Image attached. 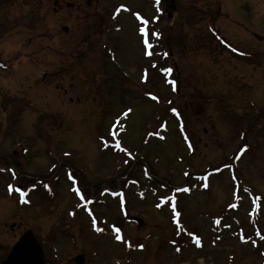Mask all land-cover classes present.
I'll list each match as a JSON object with an SVG mask.
<instances>
[{
    "label": "rangeland",
    "instance_id": "rangeland-1",
    "mask_svg": "<svg viewBox=\"0 0 264 264\" xmlns=\"http://www.w3.org/2000/svg\"><path fill=\"white\" fill-rule=\"evenodd\" d=\"M164 1L148 71L124 5L150 0H0V263L33 231L49 264H258L235 233L264 225V0Z\"/></svg>",
    "mask_w": 264,
    "mask_h": 264
},
{
    "label": "flooded vegetation",
    "instance_id": "flooded-vegetation-1",
    "mask_svg": "<svg viewBox=\"0 0 264 264\" xmlns=\"http://www.w3.org/2000/svg\"><path fill=\"white\" fill-rule=\"evenodd\" d=\"M163 4V3H162ZM123 4L120 3V5H118V3H116L113 7H112V10H115L117 9V7H121ZM125 7L129 8V4L128 5H124ZM128 14L130 15L131 18H133L134 21L136 22H139L141 25H140V30L143 28V29H146L148 34H150L152 36V39L149 41L153 47L150 49V51L153 52V55L151 57H149L148 55H146V50H145V46H141V51H142V55H143V59H141V61L146 64V63H149L151 64V66L155 65V66H158L160 63L163 62V59H164V47L168 50V47H167V43H168V40L166 37H164L163 35V27H162V19L160 17H156L152 23H147L145 24L144 21L147 20L145 18H143L142 16H144L145 14L143 12L140 11L139 13V10L136 9V10H131L130 12H128ZM140 14V15H139ZM134 15L138 16V18H134ZM128 16V15H127ZM112 20V19H111ZM148 21V20H147ZM139 30L140 32V35H139V38H141V41L140 43L144 41L145 37L143 36V34L141 33V31ZM153 33H159L160 36H159V39H157ZM98 36V33L97 31L94 32V37H97ZM148 36V35H147ZM143 38V40H142ZM147 38V37H146ZM140 40V39H139ZM166 43V44H165ZM103 50V53L106 55V56H109V53L111 54H115L112 50H108L106 48H102ZM112 60V58H110ZM112 64L113 61H111ZM154 67V66H153ZM21 175H19L18 177L20 178ZM17 177V178H18ZM23 177H26V183L24 182H21L20 179H17L16 177H14L12 180H13V184L14 186L17 187L18 189V192L19 193H22L21 195V199L24 200L25 197H29L31 194V192L34 193V191L37 190V186H40L37 182L35 183L34 181H40V182H43L45 183L46 180H42V179H33L31 176H27V175H23ZM33 181V182H32ZM123 190H122V193L125 192V193H128L129 192V188L132 187V180H128L126 179V177L124 176L123 178ZM16 182V183H15ZM135 185H137V183L135 182L134 183ZM135 193H137L138 197L141 199L142 198V190L140 191L138 188L136 190H134ZM31 199V197H29ZM78 198V197H77ZM94 198H90V200H92ZM18 202H22L21 200H19ZM78 202V207H79V200L77 201ZM27 204L30 203V200L28 199L26 201ZM125 203V201H124ZM20 205V204H19ZM83 209V208H82ZM124 214H128L127 213V210L124 209ZM252 219L254 220L255 219V216L252 217ZM126 223H131V221H133V219L131 218V216L129 217V219H124ZM223 225H221V228L222 229H225V227H222ZM110 227H114V225H110ZM116 227V226H115ZM119 227V226H118ZM97 229V227L95 228ZM94 229V230H95ZM98 230V229H97ZM211 230V229H210ZM245 231V232H244ZM25 231L21 232V234L19 235L18 239L24 234ZM213 234V232H212ZM236 236L238 237V240L241 241V244L242 245H246V244H249L251 243L252 245H254L255 249H256V252H255V255L257 256V258L259 259V262L258 264H264V225H242V230H237V232L235 233ZM244 235L247 237L246 239L244 238ZM176 239L178 240V242L180 243V246H189L188 244H184L183 242V239L181 237H184V236H175ZM185 238V237H184ZM199 238L201 239V237L199 236ZM17 239V240H18ZM209 239V238H208ZM221 240H227V238H219L217 237L216 238V241H221ZM211 241V240H210ZM260 243V245L258 246L257 243ZM180 249V247H178ZM140 250V249H139ZM48 254V253H47ZM49 256V255H48ZM48 256H47V264L48 263Z\"/></svg>",
    "mask_w": 264,
    "mask_h": 264
},
{
    "label": "water",
    "instance_id": "water-1",
    "mask_svg": "<svg viewBox=\"0 0 264 264\" xmlns=\"http://www.w3.org/2000/svg\"><path fill=\"white\" fill-rule=\"evenodd\" d=\"M141 223L140 220H138ZM47 251L32 231L25 232L0 264H46ZM75 263L82 264L83 258L77 257Z\"/></svg>",
    "mask_w": 264,
    "mask_h": 264
},
{
    "label": "snow or ice",
    "instance_id": "snow-or-ice-1",
    "mask_svg": "<svg viewBox=\"0 0 264 264\" xmlns=\"http://www.w3.org/2000/svg\"><path fill=\"white\" fill-rule=\"evenodd\" d=\"M144 23L147 24L148 21L145 20ZM140 31H141V33L143 34V36L145 37V39H144V41H143L144 46H145V50H146V53H145V54L148 55L149 57H151V56L153 55V52L150 51V49L153 47V45H152V44L149 42V40L146 38L147 35H148V32H147L146 29H143V28H142ZM153 35H154L157 39H159V36H160L159 33H153ZM233 50H235V49H233ZM164 55L167 56V53H165ZM0 66L6 67V66H4V65H0ZM153 66L155 67V65H153ZM165 71L168 72V73H171V72L173 71V69H172V68H167V69H165ZM171 83H172V85H173V91H175V90H176V89H175V85H176V81H175V79H173V80L171 81ZM152 98H153V99H158V97H156V96H154V95L152 96ZM169 103H171V101H169ZM131 111H132V109L129 108V109L124 113V115L127 116ZM171 111H172L173 113H176V114L178 115L177 110H176L175 108H172ZM161 138H163V137H161ZM66 155H68V153H66ZM129 155H131V154L129 153ZM125 163H127V161H125ZM0 171H3V169H0ZM185 175L187 176L188 173H185ZM70 178H71V174H70ZM201 179H203L204 181H207V180H208V176L205 175V176L201 177ZM45 187H47V185H45ZM204 187L207 188V187H208V184L205 183V184H204ZM11 190H12L11 185H9V191L11 192ZM177 191L188 192L189 189H188V188H179V189H177ZM245 191H247V190L245 189ZM76 192H77V194L79 195V197H80L81 200H84V199H85V195L83 194V192H82L80 189H76ZM88 202H91V201L89 200ZM157 207H160V205L158 204ZM232 207H235V205H232ZM93 223H95V221H93ZM216 223L218 224V223H219V220H217ZM98 231H99V230H98ZM116 231H117V233H119L120 230H119V229H116ZM116 239H117V240H120L121 237H120L119 235H117V236H116ZM196 243L199 244L200 241L197 240ZM139 247L142 249V248H143V244L139 245ZM176 251L179 252L180 249L177 248Z\"/></svg>",
    "mask_w": 264,
    "mask_h": 264
},
{
    "label": "trees",
    "instance_id": "trees-1",
    "mask_svg": "<svg viewBox=\"0 0 264 264\" xmlns=\"http://www.w3.org/2000/svg\"><path fill=\"white\" fill-rule=\"evenodd\" d=\"M1 36V35H0Z\"/></svg>",
    "mask_w": 264,
    "mask_h": 264
}]
</instances>
